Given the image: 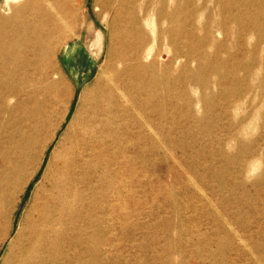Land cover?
I'll return each instance as SVG.
<instances>
[{
	"label": "rangeland",
	"instance_id": "1",
	"mask_svg": "<svg viewBox=\"0 0 264 264\" xmlns=\"http://www.w3.org/2000/svg\"><path fill=\"white\" fill-rule=\"evenodd\" d=\"M27 1L0 0V227L10 230L0 264L112 48L104 0H36L55 8L47 12L55 23L60 5L74 8L69 29L37 57L19 27ZM162 1L159 16L136 13L160 53L141 115L127 118L143 142L129 145L116 182L123 211L114 196L108 255L93 264H264V0ZM91 246L93 254L97 236Z\"/></svg>",
	"mask_w": 264,
	"mask_h": 264
},
{
	"label": "bare ground",
	"instance_id": "2",
	"mask_svg": "<svg viewBox=\"0 0 264 264\" xmlns=\"http://www.w3.org/2000/svg\"><path fill=\"white\" fill-rule=\"evenodd\" d=\"M162 4V0H156L155 8H150L138 0L103 1V7L113 12L109 21L112 48L107 66L94 86L82 91L79 107L51 154L41 185L1 264H93L95 258L107 257L111 229L107 217L112 198L117 197L120 211L126 199L124 188L116 182H121L118 180L123 174L121 169L129 145L135 140L143 142L140 131L136 134L130 130L127 118L141 115L139 106L144 102L139 98L154 82L148 67L160 53L159 46L152 50L153 45L142 32V19L136 13L140 9L145 20L155 13L159 16L158 7ZM60 8L63 15L57 12L53 17L56 23L61 22L58 26L47 14L55 8L46 1L38 5L36 0H28L24 7L28 20L19 27L27 32L26 38L37 57L45 59L51 38L69 29L68 20L74 18L73 4H62ZM168 96L167 115L172 109V97ZM67 103L62 121L71 99ZM121 120L125 123L121 124ZM148 129L153 131L151 127ZM2 130L6 131V127ZM55 134L56 130L45 140L41 154ZM150 139L149 144L154 146V138ZM136 146L141 148L139 143ZM12 206L14 212L16 205ZM92 230L100 244L93 254ZM9 231L0 227V245Z\"/></svg>",
	"mask_w": 264,
	"mask_h": 264
}]
</instances>
